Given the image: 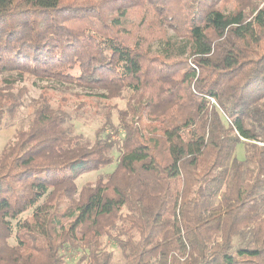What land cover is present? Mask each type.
I'll use <instances>...</instances> for the list:
<instances>
[{
  "label": "trees",
  "instance_id": "16d2710c",
  "mask_svg": "<svg viewBox=\"0 0 264 264\" xmlns=\"http://www.w3.org/2000/svg\"><path fill=\"white\" fill-rule=\"evenodd\" d=\"M261 1L0 0V126L24 76L130 93L93 141L38 98L0 153V264H109L105 238L122 264H264Z\"/></svg>",
  "mask_w": 264,
  "mask_h": 264
},
{
  "label": "rangeland",
  "instance_id": "374dc122",
  "mask_svg": "<svg viewBox=\"0 0 264 264\" xmlns=\"http://www.w3.org/2000/svg\"><path fill=\"white\" fill-rule=\"evenodd\" d=\"M264 3L261 1L260 7ZM18 88H25L26 94L22 100V105L12 118L5 117L0 126V153L3 148L13 141V138L18 129L26 130L29 125L30 116L34 108L35 102L41 95H46L50 98L52 108L56 109L62 106V109L70 116L69 124L72 125L74 132L82 135L86 139L93 141L95 138V131L100 128L104 121L106 110L110 112V119L112 125L118 128L117 111L126 109V104L129 100L130 93L124 91L120 98L106 100L100 97V91H87L78 88L74 85H67L50 80H41L32 76H24L21 81H14L15 91ZM81 107V108H80ZM131 115H129V119ZM135 119V118H134ZM133 119V120H134ZM117 139L123 138V132L118 128ZM112 137L115 135L109 133ZM111 155L114 159L112 165L106 166L98 171L82 175L76 180L75 184L77 190L86 183H94L100 176H106L113 172L116 161L120 155V148L115 147ZM234 157L238 160L244 159V148L239 144L235 148ZM32 214V209L24 213L20 219H28ZM14 224V223H13ZM9 245H14L15 241L12 237L8 241ZM236 246V243H235ZM102 248L104 251L111 253L109 264H122L123 257L116 245L105 238L102 241ZM216 248V244L209 247L208 253L212 254ZM65 257V264H74L80 257V251L65 250L63 252Z\"/></svg>",
  "mask_w": 264,
  "mask_h": 264
}]
</instances>
